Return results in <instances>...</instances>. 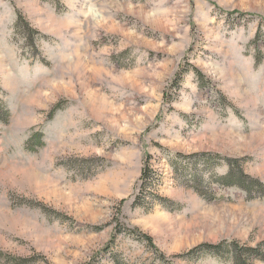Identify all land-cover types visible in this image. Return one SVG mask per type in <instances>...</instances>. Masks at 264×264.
Listing matches in <instances>:
<instances>
[{"label": "rangeland", "instance_id": "rangeland-1", "mask_svg": "<svg viewBox=\"0 0 264 264\" xmlns=\"http://www.w3.org/2000/svg\"><path fill=\"white\" fill-rule=\"evenodd\" d=\"M0 264H264V0H0Z\"/></svg>", "mask_w": 264, "mask_h": 264}, {"label": "trees", "instance_id": "trees-1", "mask_svg": "<svg viewBox=\"0 0 264 264\" xmlns=\"http://www.w3.org/2000/svg\"><path fill=\"white\" fill-rule=\"evenodd\" d=\"M150 174H151L150 169L145 168L144 171H143L142 179H144L145 182H147V181L149 182V180H150V176L149 175ZM236 174L239 175V177H241V178H243L245 176L239 170H237L236 173H235V171L233 169H230V171L226 175L217 176L216 177L217 179H215V180H216V182H218L219 184H221L222 186H225V187L226 186H234V185L237 186L238 184L242 185V187H245L244 184H241L240 181L236 182L237 180L234 179ZM234 180H235V182H234Z\"/></svg>", "mask_w": 264, "mask_h": 264}]
</instances>
